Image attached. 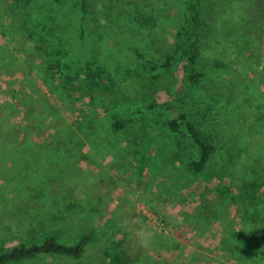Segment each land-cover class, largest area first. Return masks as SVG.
<instances>
[{"label": "rangeland", "instance_id": "obj_1", "mask_svg": "<svg viewBox=\"0 0 264 264\" xmlns=\"http://www.w3.org/2000/svg\"><path fill=\"white\" fill-rule=\"evenodd\" d=\"M30 1L59 27L49 35L62 38L49 49H60L69 66H81L80 75L95 66L96 83L94 90L63 88L55 68L48 84V68L22 49L24 37L0 33V247L81 222L92 224L96 236L82 259L21 264H111L114 249L132 264H264V182L253 188L250 208L238 198L225 202L220 193L228 187L230 198L240 185L252 187L244 156L227 161L225 150L212 174L192 175L183 163L195 147L168 131L163 122L176 111L161 106L117 132L110 128L111 111L144 109L180 89L178 65L151 73L138 55L161 59L173 46L180 8L170 0H134L138 8L133 0H88L83 13L75 0ZM0 4L15 13L10 17L18 15L13 0ZM239 67L240 74L226 76L241 82ZM247 75L260 83L264 105V67ZM25 138L33 142L22 143ZM253 149L264 154V145ZM257 170L264 173V156Z\"/></svg>", "mask_w": 264, "mask_h": 264}, {"label": "trees", "instance_id": "obj_2", "mask_svg": "<svg viewBox=\"0 0 264 264\" xmlns=\"http://www.w3.org/2000/svg\"><path fill=\"white\" fill-rule=\"evenodd\" d=\"M13 1L18 8L17 16L10 17L15 13H8L0 4V33L11 34L13 38L24 37V41L20 42L22 49L33 51L40 57L44 67L48 68L49 77L45 79L48 84L54 79L51 70L56 68L63 78V88L86 84L89 90H94L95 66L89 67L92 73L80 75L83 69L81 66H69L64 60V54H59L60 49L57 52L49 49V43L54 40L58 44L62 38L58 36L56 39L55 35H49L50 31L58 32L57 24L49 17L50 14L31 9L30 0ZM170 1L180 8L176 16L179 26L174 35L173 46L163 53L161 59L146 57L142 53L138 55L144 58L151 73L178 65L182 71L180 89L171 100L162 103L152 101L144 109L138 107L127 111H111L110 128L117 132L139 120L145 111H153L159 106L174 109L176 116L168 117L163 124L170 133L180 135L181 141L190 140L195 147L183 163L185 170L194 176H206L212 174L213 166L225 150L228 151L227 161L244 156L245 162L251 165L249 170L253 172L252 187L242 184L238 187L236 196L232 195L230 198L227 196L233 192L228 187L220 193L225 202L238 198L250 208L253 205L249 202L256 200L253 188L264 182V173L256 172L260 157L264 154L250 151L253 147L255 149L264 145V123L258 119L264 117V110L261 111L264 105L259 102L262 87L256 77L250 78L247 75L250 70L257 71L264 67V62H261L264 59V0ZM75 2L83 13L88 12V0ZM138 4L140 3L134 1L132 7L138 8ZM82 20L80 15L81 33L85 31ZM29 22L38 23L35 31L27 27ZM0 49L1 56L5 48ZM1 58L0 63H3ZM60 64L65 66H59ZM239 66L244 69H241L244 74L241 82L226 76V72L235 74L238 71L240 74ZM75 81L78 85L74 84ZM262 94L264 98V90ZM257 107L258 111L252 110ZM57 137L59 138V134ZM21 142L33 141L25 138ZM53 152L55 155L59 154L56 150ZM42 159L38 161L46 162V158ZM239 171L248 170L240 168ZM69 229H74L70 236ZM94 237L96 238L94 226L81 222L69 223L59 230L38 231L36 235L26 237L11 246L0 247V264H21L41 257L79 260L83 258L88 245L96 241ZM114 251L111 264H132L123 251Z\"/></svg>", "mask_w": 264, "mask_h": 264}]
</instances>
